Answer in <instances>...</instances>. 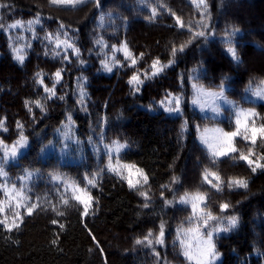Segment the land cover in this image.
I'll list each match as a JSON object with an SVG mask.
<instances>
[{"label": "trees", "instance_id": "obj_1", "mask_svg": "<svg viewBox=\"0 0 264 264\" xmlns=\"http://www.w3.org/2000/svg\"><path fill=\"white\" fill-rule=\"evenodd\" d=\"M198 3L0 0V199L11 192L21 213L18 228L0 224V264H198L209 232L220 254L210 264H264V168L253 172L241 159L264 145L259 134L251 139L252 129L264 125V97L254 95L264 89V0H205L206 10ZM17 21L21 27H9ZM123 45L131 57L114 50ZM13 49L23 50V63ZM154 61L167 67L153 75ZM133 76L142 83H129ZM222 84V96L212 95ZM67 120L82 139V157L75 163L56 153L42 157ZM233 132L239 134L229 142L224 134ZM21 135L27 146L6 160L5 149ZM114 142L125 147L117 152ZM209 144L236 151L214 156ZM110 158L137 165L147 183L129 187L107 169ZM206 171L220 177L219 191L214 177L205 180ZM231 179L248 186L229 188ZM196 193L205 200L195 210L191 199L181 202ZM77 195L91 197L87 213ZM230 217L237 218L235 227ZM162 224L163 243H156ZM146 236L151 245L136 243Z\"/></svg>", "mask_w": 264, "mask_h": 264}, {"label": "snow or ice", "instance_id": "obj_2", "mask_svg": "<svg viewBox=\"0 0 264 264\" xmlns=\"http://www.w3.org/2000/svg\"><path fill=\"white\" fill-rule=\"evenodd\" d=\"M51 2L54 3V4H63V5L75 6V5H78L80 3H83V0H51ZM193 2L196 3V0H193ZM201 5H203V8L205 10L207 9V4L205 3V0H199V3L197 4V7H200ZM152 11H153V15L155 16L156 9L153 8ZM32 23H39V20L29 21L28 22L29 26H31ZM177 23L180 24L181 27H183V23L179 20V18H177ZM21 26H22L21 22L17 21L15 24L10 25L9 27L16 28V27H21ZM204 26L207 27L206 24ZM195 35L203 36V35H205V33L204 32H198V33H195ZM49 39H51V36H49ZM56 43H57V46H59L61 43H63L67 48H71L73 50V52L76 53V54H78V52H79V50L74 48V46L71 43H69L68 41H60L59 39H57ZM97 43H102V41H97ZM183 47L184 46L182 45L179 49L174 48L173 49V54H175L176 51H183ZM114 50H123L126 58L131 57V53L127 50V46L126 45H123L122 49H115L114 48ZM22 51H23L22 49H13L14 58L20 63H23V61H24V56L21 54ZM228 52H230L232 54V58L235 61L239 62L240 58H239V56H237L236 51H235L234 48L229 47L228 48ZM132 63L135 64L136 60L133 59ZM158 64H159V61H154L153 62V65H152L153 70H154L153 71V75H155L158 72L162 71L163 67H167L166 65L165 66H161V67H157ZM103 66H104L106 71H109V72L112 71V68L109 66V64L107 62H104ZM55 77H56L57 81H59L61 79L60 71H57L55 73ZM225 79H227V78L225 77ZM133 82H135L136 84L142 83V81H140L137 76H133L132 79L129 81V83H133ZM38 83H43V81L39 80ZM262 83H264V82H262ZM45 91L48 92L50 95H54V89L45 88ZM222 93H223V84L221 85L220 93H214L212 95H214V96H222ZM84 95L85 94L83 92V89H81V97L83 98ZM254 95H256L257 97H264V89H257L255 91ZM176 103H177V108L175 109V111H179V100L178 99H176ZM36 104H37L38 107H41V110H43V106L40 105L39 101H37ZM166 110L167 111H173V109H166ZM214 111H217V110L214 109ZM239 123L240 122L238 120L237 124L239 125ZM0 124H2V121H0ZM17 127L19 128V127H22V126L18 123ZM238 134H239L238 132H233V133H225L224 135L229 138V142H230L231 138L235 137ZM257 134H259V136H261V137H264V125H262L259 129H256V128L252 129V137H251V139H252L253 143H255V140L257 139ZM65 135H67V133H65ZM245 139H248V137L246 136ZM27 143H28L27 138L24 137L23 135H21L20 138L16 141L15 145L10 150H8L7 148L5 149V157L6 158H15L17 156V154H18V149L26 147ZM204 143L207 144L208 143L207 140H204ZM208 146H209V149L213 151V155L214 156H224V155H227L229 152L236 151L235 148H232L230 146L226 151L217 152V151H214L212 149V145L209 144ZM124 147H125V145L114 142L115 151L119 152L120 149H122ZM241 159L247 160L248 157L244 156L243 154H241ZM248 163H249V165H251L253 163V161L248 160ZM134 167H135L134 165H119V162H117V165H113L111 162H109V164H108V170L111 171V172H115L118 175L121 174V168L131 169V168H134ZM257 168H264V164H257L256 167H253L252 171L255 172L257 170ZM3 174L4 173L2 172V169H0V175H3ZM137 174L143 175L142 170L137 169ZM28 176L30 177L31 173H29ZM209 176H212V177L215 178L216 183L213 184L212 186L217 188V190L219 191L220 190L219 186L221 184L220 177L216 173H209V172L206 171L205 172V176H204L205 180H208ZM52 179L59 181L61 179V177L58 176V175H54L52 177ZM95 179H96V176L94 174L91 179H88V184L94 186ZM128 182H129V187H136V185L140 183L139 180H136L134 182L132 179H129ZM174 182H175V178H174ZM208 182L212 183L211 181H208ZM144 183H147V177H144ZM234 186L235 187H240V188H247L248 182L245 179H231V180H229L228 181V187L231 188V187H234ZM76 191H79V192H82V193L84 192L83 189H79L78 187L76 188ZM6 193H7V190H6ZM20 195H21V193L17 192V196H20ZM141 195H145L146 196L145 193H141ZM75 199L80 201L82 204L85 205V213H87L91 197L89 196L86 199H84V198H82V196L77 195V196H75ZM189 199L194 201L193 209L195 210V208L197 207L196 201L203 202L205 200V196L203 194L196 193V194H193L191 197H189L188 194H185V196L181 197V202H187ZM63 202L65 204L68 203L67 200H64ZM19 206L20 205L17 204V207H19ZM145 206H147V205H145ZM36 207H37V205L33 204L30 208L27 209L28 213L31 214L33 209H35ZM227 207H229V205H227V204H222L221 205L222 209H225ZM3 210L4 209L2 207H0V212H2ZM16 216H17V219H21V217L19 216V213H17ZM208 219H214V217H212L211 214H208ZM53 223H56V221H53ZM205 223H207V221H205ZM237 223H238V221H237L236 217H230L228 219L229 227H235L237 225ZM0 224H2L3 227L6 228L9 231H11L13 228H18L19 227V224L16 222V220H13L12 223H8L7 222V218H5V220H0ZM61 227H63V225H61ZM228 230H229V228H223V229L216 228V229H214L215 232L228 231ZM151 235H152V233L149 232L148 236H151ZM148 236L144 237L143 240L138 239L136 241V243L137 244H141V243H144L145 241H147V243L149 245H151L152 244V240L148 239ZM162 237H163V224L161 225L160 237H158L156 239V243H163ZM212 238H213V233L209 232L208 233V239L206 241H203L204 247L200 250V253H199V255H200V257L202 259L198 260V264H210V261H215L217 259V257L220 255L218 252L215 251V245L212 243ZM181 243L183 245L184 241H181ZM184 255L189 260L194 259V257L187 250H185Z\"/></svg>", "mask_w": 264, "mask_h": 264}, {"label": "rangeland", "instance_id": "obj_3", "mask_svg": "<svg viewBox=\"0 0 264 264\" xmlns=\"http://www.w3.org/2000/svg\"><path fill=\"white\" fill-rule=\"evenodd\" d=\"M252 17H256L255 14H252ZM261 28H264V24H260ZM67 133V135H65ZM90 140V139H89ZM212 140H210L211 142ZM211 144V143H210ZM89 146H92V142L89 143ZM264 147L263 144H260L258 147L259 149L254 150L251 149L247 153H245L244 156H247L248 160L253 161L251 165L253 167H256L257 164H264L263 159L264 155L261 153V149ZM259 151V153H257ZM50 153H56L60 155L65 161L69 163H75L79 160V158L83 155V143L82 139L78 136V133L75 128V124L71 120H67L62 122L54 131L53 136L51 140L44 146L42 155L45 156ZM19 154V150H18ZM17 154V156H18ZM16 156V157H17ZM9 160H14L15 158H7ZM111 162L113 165H117V162H119V165H134V168L128 169V168H121V174H117L120 178H122L123 181H125L129 185V179H132L134 182L136 180H139L140 183L138 185L144 184V177H147L145 172L139 168L137 165L131 163V162H124L118 159L110 158L107 163V169L108 164ZM137 169L142 170L143 175L137 174ZM7 198L6 199H0V207H2L4 210L0 212V220H5L7 218V221H13L17 220L16 214L19 213V216H21L20 211L15 206L16 204L12 202L11 199V192H7ZM17 209V210H16ZM11 215V218L9 217Z\"/></svg>", "mask_w": 264, "mask_h": 264}]
</instances>
